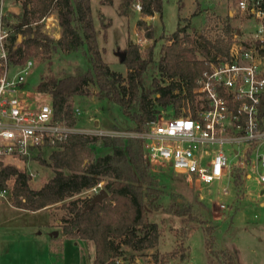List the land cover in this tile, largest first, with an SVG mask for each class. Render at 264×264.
I'll return each mask as SVG.
<instances>
[{"label":"rangeland","instance_id":"obj_1","mask_svg":"<svg viewBox=\"0 0 264 264\" xmlns=\"http://www.w3.org/2000/svg\"><path fill=\"white\" fill-rule=\"evenodd\" d=\"M236 1L161 0L160 11L148 22L152 28L151 38H145L142 30L135 29L136 34L134 33L138 13L132 4L126 15L118 13L119 0H89V6L96 43L101 49L102 59L110 69L125 75L126 68L119 56L121 53L124 56V48L129 42H134L142 54L145 52V44L151 47L153 63L143 72V83L151 86L152 78L161 84L170 80L155 67V61L161 53V45L169 42L164 36L178 25L185 27L191 43L197 48L196 54L199 58L205 56L204 51L210 50L207 45L203 46V38L209 41L219 38L230 40L229 38L236 34V38L240 40L252 39L256 33V21L245 11H240L236 7ZM12 4L16 2L2 0V7L7 11L10 21L15 18V7ZM50 15L42 21L41 28L45 33L57 38L59 26L54 21V12ZM30 58L32 65L23 85L24 90L20 93L27 102L48 101L46 92L34 88L40 77L81 71L89 66V58L83 47L70 52L58 48L50 49L46 53L40 52ZM262 60L264 62V56ZM87 87L88 94L74 95L71 98L72 112L74 108L79 112L73 113L71 125L88 135H113L116 131L123 137L130 136L135 131L133 121L121 112L117 104L107 99H99L95 94L97 88L94 84L88 83ZM151 102L155 106L152 98ZM64 142L39 149L27 161L5 158L1 163H11L31 173L29 184L38 187L52 175L48 154L53 149L61 148ZM88 145L92 147L94 155L109 150L108 146L102 145L100 139ZM223 147L228 149L230 145L223 144ZM230 160L236 162V158L231 155ZM148 164L158 186L164 189L166 198L176 197L190 204L191 212L204 222L160 210H148V219L154 221L157 226L156 244L134 250L121 243L119 255L114 260L120 258L124 264L134 257L141 261H154L155 254V263L158 264L159 258L162 260L160 264L264 263V243L257 239L260 226L264 223V205L259 204V201H264V186L254 179L253 169H249L250 177H244L246 168H235L232 171L233 179L221 176L220 179L206 184L187 178L186 174L174 173L167 162L150 159ZM63 171L67 170L63 168ZM98 182L102 187L103 179ZM11 183V178L6 181V192L0 196V264H92L94 255L92 240L70 237L76 242L66 240L60 243L59 240L62 238H56L59 234L63 235L61 233L63 220L70 216L64 204L73 198H80L77 202H81L82 198L92 196L94 191L91 187L46 205L47 207L24 210L8 205L7 199L10 203L12 200ZM205 226L210 227V234ZM51 227L54 229L50 230ZM53 231L56 234H53ZM49 236L56 238L55 242L51 241L50 249L45 248L41 255L38 246V255L35 257L36 248L31 246L36 241L38 244L40 240L46 241ZM181 252L185 255L183 259L179 257Z\"/></svg>","mask_w":264,"mask_h":264},{"label":"trees","instance_id":"obj_2","mask_svg":"<svg viewBox=\"0 0 264 264\" xmlns=\"http://www.w3.org/2000/svg\"><path fill=\"white\" fill-rule=\"evenodd\" d=\"M12 1L20 7L11 21L13 32L8 36L7 43V55L13 64H21L29 57L55 48L70 52L83 47L88 55L89 66L85 69L58 76L44 75L34 85L37 91L47 93L53 117L63 119L69 125L74 118L71 98L88 94L87 85L92 83L97 88L95 94L99 99L117 104L121 112L133 121V130H144L148 120L160 108L170 102L178 106L180 98L173 90L183 84L187 94H190L196 76L206 67L204 61L213 60L217 55L224 56L229 45L228 39L209 41L203 38V46L207 45L210 50L204 51L205 56L199 58L185 27L178 25L164 36L169 42L161 45V53L155 61V67L170 80L161 84L152 78L151 86H146L143 72L153 63L151 47H144L142 54L134 42H129L121 60L126 68L125 75L110 69L96 43L89 0ZM133 1L119 0L118 13L126 15ZM138 1L141 15H150L161 9V0ZM52 12L59 26L57 38L45 33L39 21ZM5 21L9 22V18L6 17ZM135 29L142 30L145 38L152 37L151 25L142 18H137ZM173 77L175 80H172ZM261 115H264V95L260 103ZM97 139L109 150L94 155L88 144ZM48 158L52 175L38 187L30 186L29 174L24 169L0 162V189H6V181L11 178V204L36 210L90 188L103 179L102 188L107 195L99 202L90 205L91 196H88L81 202H77L80 198H73L64 204L70 216L63 220L61 233L66 237L92 240V264H114L121 243L134 250L154 246L158 232L156 223L147 217L148 210H160L204 222L191 212L190 204L176 197L166 198L164 189L158 186L143 156L141 138L72 132L61 148L50 151ZM204 228L210 232L209 226ZM153 256L155 263L156 255ZM179 257H185L183 252ZM161 262L159 258V264Z\"/></svg>","mask_w":264,"mask_h":264},{"label":"built area","instance_id":"obj_3","mask_svg":"<svg viewBox=\"0 0 264 264\" xmlns=\"http://www.w3.org/2000/svg\"><path fill=\"white\" fill-rule=\"evenodd\" d=\"M263 3L237 0L236 7L256 21L255 36L240 40L233 34L224 56L204 61L206 67L196 76L190 94L183 84L173 90L180 98L178 106L168 103L148 120L144 130L131 133L141 138L148 163L150 159L167 162L174 173L206 184L221 176L233 179L235 168H246L244 177H250L249 169H253L254 179L264 186V115L260 116L264 95ZM132 6L140 10L138 0ZM6 17L0 0V162L5 158L27 161L39 149L56 146L69 133L81 130L54 118L49 100L27 102L20 96L32 59L21 64L9 59L7 43L13 27ZM73 113L78 114V109ZM230 155L236 158L235 163ZM99 188L100 182L91 187L94 193ZM5 190L0 189V196ZM114 264L124 263L119 258ZM125 264L155 263L134 257Z\"/></svg>","mask_w":264,"mask_h":264},{"label":"crops","instance_id":"obj_4","mask_svg":"<svg viewBox=\"0 0 264 264\" xmlns=\"http://www.w3.org/2000/svg\"><path fill=\"white\" fill-rule=\"evenodd\" d=\"M231 1V0H230ZM13 5V7H15L14 8V13L16 14V13H18V11H20V7H19V5L16 3V4H12ZM19 8V10L17 9V8ZM137 13H138V15H137V18H142V19H144V20H146L147 22H149V19L151 18V17H153L155 14H156V12H154V13H152V14H150V15H140V13L137 11ZM51 16V15H50ZM52 17V16H51ZM54 21L56 22V19L54 18ZM134 33L136 34V32H135V27H134ZM146 46H148L147 44H145V47ZM7 201H8V205H11V206H14V205H12L11 203H10V201H9V199H7ZM259 204H261V205H264V201H259ZM14 207H16V206H14ZM45 207H47V206H45ZM16 208H19V209H24V208H20V207H16ZM43 208V207H42ZM24 210H27V209H24ZM37 210V209H36ZM263 226H264V223L260 226V233H259V235L257 236V239L258 240H261L262 242H263V240H264V236H263ZM4 229H6V227L4 228ZM54 228H50V230H53ZM50 233L52 232V231H49ZM50 238V240L49 239H47L46 241H44V240H40V244H38L37 243V241L34 243V245H32L31 246V248H36V250H35V257L38 255V250H39V254L41 255L42 254V252L44 253V251H45V248H46V250L48 249H50V244H51V241H53V243L55 242V239L56 238H62L61 240H59L60 241V243H62V241H66V240H73V239H71L70 237H65V236H63V235H61V234H59L58 235V237H56V238H53V236L51 237V236H49ZM52 239H54V240H52ZM74 242H76L75 240H73ZM38 246H39V248H38ZM37 248H38V250H37ZM38 264V263H37ZM264 264V263H263Z\"/></svg>","mask_w":264,"mask_h":264},{"label":"water","instance_id":"obj_5","mask_svg":"<svg viewBox=\"0 0 264 264\" xmlns=\"http://www.w3.org/2000/svg\"><path fill=\"white\" fill-rule=\"evenodd\" d=\"M19 36V35H17ZM123 57V53L120 54L119 58L122 59ZM107 195V192L100 187L90 198V205L95 203V202H99L100 200H102L105 196ZM53 234H56L55 231H53Z\"/></svg>","mask_w":264,"mask_h":264}]
</instances>
